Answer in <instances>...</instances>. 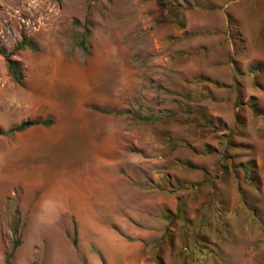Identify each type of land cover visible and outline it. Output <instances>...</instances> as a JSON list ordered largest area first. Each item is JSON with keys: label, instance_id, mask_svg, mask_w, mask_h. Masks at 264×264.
<instances>
[{"label": "rangeland", "instance_id": "374dc122", "mask_svg": "<svg viewBox=\"0 0 264 264\" xmlns=\"http://www.w3.org/2000/svg\"><path fill=\"white\" fill-rule=\"evenodd\" d=\"M27 119L0 264H264V0H0V128Z\"/></svg>", "mask_w": 264, "mask_h": 264}, {"label": "trees", "instance_id": "16d2710c", "mask_svg": "<svg viewBox=\"0 0 264 264\" xmlns=\"http://www.w3.org/2000/svg\"><path fill=\"white\" fill-rule=\"evenodd\" d=\"M228 20H229V18H228ZM32 46H33V42L31 40L22 38L18 41L15 48L16 49L25 48V47L31 48ZM10 54H11V51L3 54L5 62H6L7 71L9 73L10 77L15 82H19L22 79L21 68L19 66V63L16 60H13L12 58H10ZM49 122H50V119H43L41 121L36 120V119H27V120L20 121L17 124L10 125L7 128H5L4 130H2L0 128V134H11L13 132L23 130V129L27 128L28 126H31L34 124L40 123V124L46 125V124H49ZM249 170H251L252 172H255V163L252 160L250 161V168L249 167L247 168L248 172L246 171L248 177H250ZM12 233L15 234L14 228L12 229ZM74 233L75 232L72 233L73 236L71 238V242L73 245H75ZM17 245H18V240H17V238H15L12 240L11 247L14 248ZM9 256H10V253H8L4 256V264H9V260H8ZM154 258H155L156 264H164L159 256L155 255Z\"/></svg>", "mask_w": 264, "mask_h": 264}]
</instances>
